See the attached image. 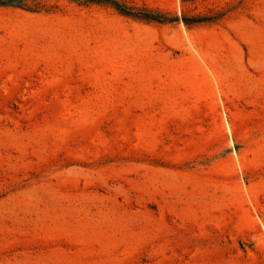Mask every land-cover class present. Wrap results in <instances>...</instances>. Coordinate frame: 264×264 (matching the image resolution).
<instances>
[{"label":"rangeland","instance_id":"obj_1","mask_svg":"<svg viewBox=\"0 0 264 264\" xmlns=\"http://www.w3.org/2000/svg\"><path fill=\"white\" fill-rule=\"evenodd\" d=\"M0 4V264H264V0Z\"/></svg>","mask_w":264,"mask_h":264},{"label":"trees","instance_id":"obj_2","mask_svg":"<svg viewBox=\"0 0 264 264\" xmlns=\"http://www.w3.org/2000/svg\"><path fill=\"white\" fill-rule=\"evenodd\" d=\"M24 1V0H23ZM14 1L12 0H0V4L1 5H5V4H8V3H13Z\"/></svg>","mask_w":264,"mask_h":264}]
</instances>
